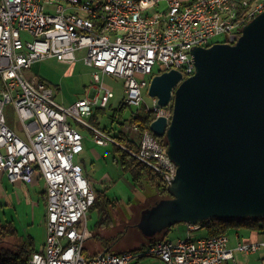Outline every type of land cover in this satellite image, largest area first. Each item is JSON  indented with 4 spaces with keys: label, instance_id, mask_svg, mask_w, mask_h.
<instances>
[{
    "label": "built area",
    "instance_id": "2783aa9c",
    "mask_svg": "<svg viewBox=\"0 0 264 264\" xmlns=\"http://www.w3.org/2000/svg\"><path fill=\"white\" fill-rule=\"evenodd\" d=\"M263 10L264 0H0V175L11 183H30L39 176L46 185L45 238L28 264H138L143 257L161 264H233L235 252L264 250V233L259 239L239 240L233 248L228 234L220 233L157 239L139 250L86 255V219L95 194L74 161L83 150L74 124L86 126L97 144L116 143L88 121L114 93L95 86L92 95L65 106L55 103L45 81L23 73L38 59L72 63L76 53L83 52L84 62L95 68L94 81L102 80L100 74L121 79L126 106L152 112V120L165 116L168 124L172 101L161 106L150 96L149 106L144 99L151 78L170 69L180 71L182 79L191 75L193 48L233 43ZM21 30L33 39L23 40ZM216 36L222 38L213 40ZM136 73L144 76L137 78ZM8 102L14 103L21 134L6 124L3 107ZM125 129L135 133L138 128L126 123ZM132 154L167 183L175 173L166 145L149 126L141 131Z\"/></svg>",
    "mask_w": 264,
    "mask_h": 264
},
{
    "label": "water",
    "instance_id": "95a60500",
    "mask_svg": "<svg viewBox=\"0 0 264 264\" xmlns=\"http://www.w3.org/2000/svg\"><path fill=\"white\" fill-rule=\"evenodd\" d=\"M191 55V75L170 69L147 89L158 105L172 101L169 123L158 116L149 128L165 137L176 166L167 183L179 213L173 223L264 218V10L233 43Z\"/></svg>",
    "mask_w": 264,
    "mask_h": 264
},
{
    "label": "rangeland",
    "instance_id": "374dc122",
    "mask_svg": "<svg viewBox=\"0 0 264 264\" xmlns=\"http://www.w3.org/2000/svg\"><path fill=\"white\" fill-rule=\"evenodd\" d=\"M20 33L23 40L33 39L23 30ZM221 38V36H216L213 40ZM82 57L83 52H77L76 59L72 63L58 61L55 57L41 58L34 61L29 68L23 69V73L25 76H35L45 81L53 90L55 103L65 106L75 100L92 95L95 86L102 85L109 88L114 96L104 107L102 114L98 116L100 127L109 126L106 120L107 115L123 99L122 80L100 74L102 80L94 81L93 71L95 68L87 65ZM143 76L136 73L137 78ZM146 88L143 89L144 99L151 106L152 98L148 95ZM3 113L6 124L21 134V126L14 103H6ZM74 125L82 136L84 147L80 153L74 155V161L82 166L83 171L92 176L95 188L103 192L104 195L102 193L100 195L101 205L111 218V222L105 225L100 220L99 210L89 208L86 219L89 236L85 242V253L86 251L92 253L94 250L105 247L115 252L131 251L157 238L173 240L177 237L186 238L188 235L191 238H197L205 233L204 228H198L187 234L185 223H173L179 217V213L173 208V197L161 198L154 202L156 200L155 191L147 184L142 188L134 186L130 175L113 161L111 142L97 144L93 141L91 132L86 126ZM112 127L114 130L119 129L116 122L112 124ZM25 187L28 191L27 195H24L19 188L18 192L9 191L12 194L3 198L11 205L9 208L2 207V198L0 199V224L6 221L5 218L7 220L14 218L17 234L15 237H9L10 242L27 245L28 248H30V241L27 238L26 230L32 227L35 233L34 247L39 248L44 234L43 222L46 212L45 202L40 192L45 190L46 185L44 180H40L38 184L27 183ZM94 193L96 195V192ZM168 226L169 230H167ZM0 232H4L3 227H0ZM1 245L6 244L2 243ZM263 259L264 250H261L253 255L239 253L235 261L236 264H263L261 263ZM138 264H159V261L154 257H143L138 261Z\"/></svg>",
    "mask_w": 264,
    "mask_h": 264
},
{
    "label": "trees",
    "instance_id": "16d2710c",
    "mask_svg": "<svg viewBox=\"0 0 264 264\" xmlns=\"http://www.w3.org/2000/svg\"><path fill=\"white\" fill-rule=\"evenodd\" d=\"M103 109L104 107L95 108L93 114L88 118V121L92 126L100 128L104 133L109 134L115 139L116 143H112L113 161L116 162L124 172H127L130 175L134 186L142 188L147 184L151 187L155 191L154 195L156 196V200L154 202L161 198L170 197L171 195L168 191L167 181L160 172L154 170L132 154V152L137 151L139 147L140 133L143 129L149 126L153 118V113L147 110L135 112L133 108L126 106L122 100L119 102L118 106L107 115L106 120L108 121L109 126L100 127L98 116L102 114ZM114 122L119 125L118 130H114L112 127ZM126 123L135 124L138 128L137 131L135 133L127 131L125 129ZM158 139L166 145V139L164 136L158 137ZM37 178L41 177L36 176L35 180ZM92 188L95 190L94 192H96V195L90 209L97 208L100 213L101 222H104L103 224L107 225L111 222V218L101 205L100 195L101 193L103 194V192L96 189L95 184H92ZM44 193L46 196V191ZM0 227H3L4 230V232H0V264H28L30 255L34 250L27 246L15 245L13 242L7 244L5 238L15 237L17 234V230L11 221L1 224ZM199 227L205 229V235L203 236H211L220 233L228 234L231 229H243L262 235L264 233V218L209 219L202 222ZM169 228L170 227H167V230H169ZM157 239H153L134 250L142 249L147 244ZM85 241L83 247L84 253L86 250ZM2 243L6 245H1ZM85 254L87 255V253Z\"/></svg>",
    "mask_w": 264,
    "mask_h": 264
},
{
    "label": "crops",
    "instance_id": "0c3cea01",
    "mask_svg": "<svg viewBox=\"0 0 264 264\" xmlns=\"http://www.w3.org/2000/svg\"><path fill=\"white\" fill-rule=\"evenodd\" d=\"M84 148V147H83ZM77 163V162H76ZM84 172V174H85V176L90 180V182H91V184H95V181L92 179V176L89 174V173H87L86 171H83ZM40 180H43L42 178H37L36 180H34V182H30V183H32V184H38L39 183V181ZM25 184H27V183H24V182H22V181H16V182H14V183H11V182H9L4 176H1L0 175V199L2 198V200H1V206L2 207H7V208H9L11 205H9L6 201H4V199L3 198H5L6 196H9V194H12V192H9V191H13V193H15V192H18L17 191V189H21L22 190V192H23V194L25 195H27L28 194V191L25 189L26 187H25ZM45 190L43 189V190H41V196H42V199L44 200V202H45V200H46V196H45ZM22 194V193H21ZM17 195V194H16ZM17 197H18V195H17ZM19 199V198H18ZM4 220H6V221H4L2 224H5V222H8V221H11L12 222V224L14 225V227L16 228V224H15V220H14V218H11V219H9V220H7L6 218L4 219ZM1 222V221H0ZM182 223V222H181ZM186 224V223H185ZM1 225V224H0ZM187 225V234H189V232L190 231H192V230H196V229H198V228H201V227H199L198 226V228H195V229H193L189 224H186ZM16 230H17V228H16ZM241 230V231H240ZM27 238H28V240L30 241V248H32L33 250H38V249H40L41 247H42V244H43V242H44V238H45V221L43 222V236H42V241L40 242V244H39V248H35L34 247V243H35V238H34V231H33V228L32 227H29V228H27ZM230 233H232V234H230ZM203 235H205V233H202V235H200V236H203ZM262 235L261 234H256V233H254V232H250V231H247V230H243V229H238V230H235V229H231L229 232H228V237H229V241H228V246L230 247V248H233V247H235V245L237 244V242L239 241V240H255V239H259L260 237H261ZM187 237H190L191 238V236H187ZM177 238H179V237H177ZM177 238H175V239H177ZM196 238V237H195ZM5 240H6V242H7V244L10 242V238L8 239V238H5ZM174 240V239H173ZM86 242V241H85ZM4 243H5V241H4ZM14 243V242H13ZM15 245H17L16 243H14ZM23 246H27V245H23ZM105 249H107V247H105V248H103V249H99V250H94L92 253H87V251H86V253L87 254H89V255H91V254H94V253H96V252H98V251H101V250H105ZM259 252V251H258ZM257 253V252H256ZM240 254H242V253H240ZM253 254H255V253H252L251 255H253ZM238 255H239V252H235V254H234V262H233V264H236V261H235V259H236V257H238ZM259 259H261V258H259ZM159 261V260H158ZM261 263H263L264 264V259L263 260H261ZM159 264H161V262L159 261Z\"/></svg>",
    "mask_w": 264,
    "mask_h": 264
}]
</instances>
